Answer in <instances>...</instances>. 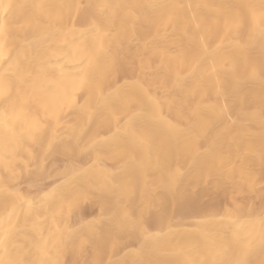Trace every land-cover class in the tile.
<instances>
[{
  "label": "bare ground",
  "instance_id": "bare-ground-1",
  "mask_svg": "<svg viewBox=\"0 0 264 264\" xmlns=\"http://www.w3.org/2000/svg\"><path fill=\"white\" fill-rule=\"evenodd\" d=\"M258 177L264 0H0V264H264Z\"/></svg>",
  "mask_w": 264,
  "mask_h": 264
},
{
  "label": "rangeland",
  "instance_id": "rangeland-1",
  "mask_svg": "<svg viewBox=\"0 0 264 264\" xmlns=\"http://www.w3.org/2000/svg\"><path fill=\"white\" fill-rule=\"evenodd\" d=\"M164 51L170 55L171 57H178V52L176 50V48H174L173 46H168L164 49ZM138 61L141 64H148L149 66L153 67L158 59L155 55L151 56V55H147L144 53H140L138 56ZM127 73V75H126ZM125 75L127 78H132L135 79V74L132 71H126ZM149 76V75H148ZM136 79L140 82V84H142L145 87H150V79L149 77H145L144 79H138L136 77ZM158 93V92H157ZM205 101H211L212 98L209 97H204L203 98ZM161 104H162V108L163 111L168 114L170 112V109L172 107L171 101L168 98H161ZM256 188L258 190H260L262 193H264V178H260L258 177V179L256 180ZM232 201L237 204L240 205L244 208H250V211L253 214H260L263 211V207H262V202L258 197H255V194H251L244 185L238 184L237 188H236V193L234 194V196L232 197Z\"/></svg>",
  "mask_w": 264,
  "mask_h": 264
}]
</instances>
